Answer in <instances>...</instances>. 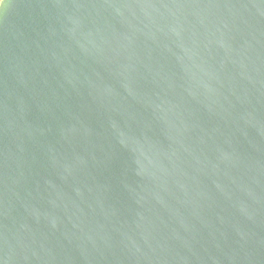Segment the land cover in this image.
<instances>
[{
    "label": "water",
    "instance_id": "water-1",
    "mask_svg": "<svg viewBox=\"0 0 264 264\" xmlns=\"http://www.w3.org/2000/svg\"><path fill=\"white\" fill-rule=\"evenodd\" d=\"M0 264H264V0H0Z\"/></svg>",
    "mask_w": 264,
    "mask_h": 264
}]
</instances>
